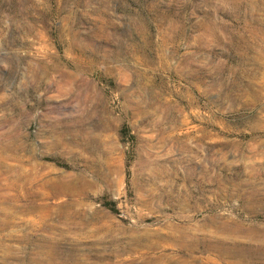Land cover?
<instances>
[{
	"label": "rangeland",
	"instance_id": "374dc122",
	"mask_svg": "<svg viewBox=\"0 0 264 264\" xmlns=\"http://www.w3.org/2000/svg\"><path fill=\"white\" fill-rule=\"evenodd\" d=\"M0 264H264V0H0Z\"/></svg>",
	"mask_w": 264,
	"mask_h": 264
},
{
	"label": "trees",
	"instance_id": "16d2710c",
	"mask_svg": "<svg viewBox=\"0 0 264 264\" xmlns=\"http://www.w3.org/2000/svg\"><path fill=\"white\" fill-rule=\"evenodd\" d=\"M125 134V132H124ZM125 136V135H124ZM51 162H53L54 164H56L59 167H63V168H67V165H64L62 163H60L58 160L52 159ZM103 205L106 209H108L110 212H115V208L114 205L106 200L103 201Z\"/></svg>",
	"mask_w": 264,
	"mask_h": 264
}]
</instances>
